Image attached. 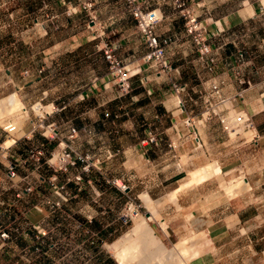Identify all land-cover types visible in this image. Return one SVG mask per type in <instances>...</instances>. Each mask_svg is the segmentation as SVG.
Segmentation results:
<instances>
[{"label":"crops","instance_id":"0c3cea01","mask_svg":"<svg viewBox=\"0 0 264 264\" xmlns=\"http://www.w3.org/2000/svg\"><path fill=\"white\" fill-rule=\"evenodd\" d=\"M141 1L147 8H160L162 18L156 26V32L161 40H166V50L172 49L171 52L175 54L173 69L169 73L153 71L154 68L143 59L147 47L136 26L135 18L126 11L123 0H47L40 4L39 10L45 14L43 20L37 18V23L43 30L42 34H48L51 31L50 23L57 21L56 17L60 15L67 14L66 19L69 22L73 18L83 19V27H85L83 34L86 37L82 43L91 47V51L96 55L91 57L92 60L95 59L91 75L81 80L86 81L85 83L90 86L86 88V99L82 100L83 93L78 99L67 95L58 99V96L48 92V105H52V108L50 111L45 110V116L39 119L41 121L46 119L52 123L58 130V136L50 140L42 137L38 143H44L46 150L50 151L58 145L61 138L67 140L72 147L86 152L90 158L89 162H92L97 169H100L98 163H102L110 156L121 157L123 154V163L127 166L129 174L134 171L133 164L136 161L141 163L143 160L145 164H155L157 159H161L164 163L168 158H172L171 160L179 165L185 154L199 158L201 154H204V148L209 146V142H211V151L216 154L213 148L217 144L216 135L220 134L221 130L225 132L228 125L226 120H222L225 114L223 108L214 109L211 117L208 116L202 120L199 118L201 111L196 102L201 99V89H205L204 95L213 97L215 104L227 99L232 105L237 104L236 108L243 110L246 114L239 118L240 121L249 116L260 133V139L264 141V37L246 28L242 32L244 28H241V35L245 36V40L242 39L243 42L240 43L239 55L242 56L246 74L233 82H230L228 77L220 79L219 82L211 77L215 66L231 58L229 54L231 42L236 44L235 41L224 40L225 35H230L231 31L225 29L221 18L232 20V14L237 13L239 19L246 23L249 14L253 15V13L250 10L248 13V8H241L237 12L227 11L220 16L221 18L214 20L215 27L211 29V0H188L199 19L205 20L207 28L214 33L211 35L213 37H209V41L212 43L211 52L215 53L216 61L212 69H208L205 61L198 58L191 36L185 32L184 20L176 14V9L172 5L162 3L161 0ZM86 3H91V9L85 7ZM241 3L245 5L249 3V0H241ZM91 10L96 15L94 21L89 19ZM250 34H255L257 39L251 42L248 38ZM215 43H217L216 46ZM105 44L114 48L115 54L128 69L136 71L130 79L131 88L125 94L120 92L116 81L107 75V62L102 50ZM97 52L101 53L102 58L99 66L96 64ZM251 53L255 57L253 60ZM189 68L191 72L188 71ZM171 79H178L177 81L183 84L180 92L173 90L170 84ZM65 80L73 79L65 78ZM213 85H216V90ZM74 102L77 103L74 104ZM57 114L62 116L57 119L55 118ZM236 116L233 118L237 119ZM187 117H190L193 123H186ZM200 120L203 123H200ZM71 125L78 129V133L75 137L68 139L66 134ZM150 133L157 134L158 140L150 143L142 141ZM231 133L234 134L235 131ZM30 134L31 138H34V134L36 136L34 128L30 130ZM30 137L28 135V138ZM15 142V145L10 144L4 149V155L11 156V161H6L4 164L6 167L7 164L14 165V175L11 176L8 170L2 172L0 169V188L5 187L7 177L14 181V186L20 187V189L14 187L11 192L0 191V224L12 229H10V237L3 244L0 243V264H53L55 257L52 252L55 242L49 232L47 235H41L40 238H36L37 233L34 237L33 233L32 238H29L23 232L24 227L20 229L13 225L18 226L23 213L39 229L45 230L53 222L52 211L56 210V216H58L65 210H85L86 205L76 209H73L71 205L86 192L82 184L84 179L89 180L86 178L88 172L83 170L86 160H78L76 165L70 166L67 170L54 171L45 163L36 165V162L31 159L24 158L25 150L22 151L18 140ZM90 147L91 150L88 152L86 149ZM104 148L108 149V153H111L109 149H112L113 155L103 154ZM205 160L206 158L201 164L205 163ZM259 160L260 165L256 170L248 172L245 179L249 183L256 181L254 186L257 188L261 185L264 190V144L262 143ZM216 162L219 163V161ZM178 170L165 178V185L174 184L172 190L180 188L179 181L182 179V173L180 169ZM34 172L40 174L38 183H35L31 177ZM77 175L81 176V180L76 178ZM208 179L197 184H204ZM30 181L37 187L31 192H22L21 197H16V191L22 190L28 183L31 184ZM43 184L54 188L62 185L60 192L67 195L68 201L63 202L61 206L46 203V197L43 198L45 195L55 199L60 196L59 191L55 190V194L51 188L48 191L39 190ZM237 188L238 186L234 189L235 192H240ZM249 188H252L251 183ZM94 192L100 193L97 188ZM243 201L245 197L241 193L228 198L223 207L224 209L233 208L232 221L229 222L226 219L223 222L212 221L211 232L225 229V234H229V237L225 238L223 244L229 240L230 242L241 241L251 249V254H258V259L264 263V208L259 209L257 205L247 208L242 204ZM29 202L31 206L28 205ZM259 215L261 219L257 222ZM244 227L247 231L243 234L241 228ZM233 229H237L239 233H230L229 230ZM212 238L216 241L218 236L214 235ZM35 244L42 250L39 252L34 250Z\"/></svg>","mask_w":264,"mask_h":264},{"label":"rangeland","instance_id":"374dc122","mask_svg":"<svg viewBox=\"0 0 264 264\" xmlns=\"http://www.w3.org/2000/svg\"><path fill=\"white\" fill-rule=\"evenodd\" d=\"M44 1L47 2V0H0V100L16 93L28 111L22 125L24 130L22 134L16 132L17 130L9 131L7 125L0 123V169L2 172L8 170V166L6 167L4 163L11 161L10 155H4L6 147L10 144L15 145V140H18L22 151L25 150L24 153H26L29 147L40 142L42 137L45 138V134H50L51 131H48L47 126L49 121L39 119L41 114L44 115V110L50 111L52 108V105H48V92L58 96V99H62L63 95L78 99L83 93V100L87 97L86 88L90 87L85 83L86 81L81 80L91 75L95 60L91 57H95L96 54L86 43H82L86 37L83 34L85 31L83 19L73 18L69 22L66 19L67 14L60 15L56 17L57 21L50 23L51 31L48 34H42L43 30L37 23V18L41 20L45 17L43 11L39 10V6ZM241 8H248L247 11L250 10L253 13L252 16L249 14L246 23L239 19L237 13L232 14V20L220 17L227 11L237 12ZM217 18H221L225 29L231 31L230 35H225L224 40L235 41L236 44L231 42L229 48L231 58L215 66L211 77L217 82L228 77L230 82H233L246 74L242 56L239 55L240 43L245 40V36L241 35V28H244L242 32L246 28L264 37V0H249V3L245 5L241 3V0H211V29L215 27L214 20ZM248 38L252 42L257 39V36L250 34ZM167 50L169 64L174 65L175 54L171 52L172 49L167 48ZM252 54L250 56L253 60L255 57ZM97 58L96 64L99 66L102 59L101 53L97 52ZM188 71L191 72L190 68ZM65 78L73 80H65ZM201 90V99L196 102L199 111L209 107V117H211L212 108L215 110L223 108L225 112L228 129L225 132L221 130L220 134L216 135L217 144L213 146L216 154L211 151V142H209V146L204 148V154H201L199 158L185 154L179 165L173 162L172 158H168L164 163L161 159H157L155 164H145L143 160L141 164L136 161L133 164L134 171L130 174L123 163V154L121 157L110 156L102 163H98L100 169L94 168L90 162L88 169H83L88 172L86 178L89 179H84L82 182L83 190L86 192L71 205L73 209L79 206L83 208L86 205V209L65 210L58 216H56V210L52 211V224L45 230L40 228L42 235H47L49 232L54 239L53 264H120L116 250L109 245L134 228L136 217L147 216L146 213L149 215L150 207L143 198L144 194H148L152 200H155L161 216L168 222L166 229H163L158 219L149 221L167 249L166 253L155 258L150 264H183V260L192 264H264L258 259V254H251V249L241 241L230 242L229 240L223 244L225 238L229 237V234H225V229L211 232L210 227L211 222L215 220L232 221L233 208L224 209L223 205L228 198L240 193L245 197V201L242 202L245 207L257 205L259 209L264 208L262 186L256 188L254 186L256 181H251L250 189V183L245 179L248 172L256 170L260 165L261 143L263 145L264 141L260 138L257 141L250 140L255 131L253 128L245 127L244 120L240 121L239 118L244 116L245 112L237 109V104L232 105L229 99L215 104L213 97L204 95L205 89ZM38 101L42 103L39 106L42 110L41 114L35 111ZM235 115L237 119L233 118ZM61 116L57 114L55 118L59 119ZM9 117V115L6 116L4 121ZM201 120L199 122L203 123ZM33 128L36 136L34 134V138H31L30 130ZM233 130L234 134L231 133ZM225 140L227 141L223 142ZM77 150L80 151V149ZM86 150L90 152L91 147ZM107 150L104 148L102 153L113 155L112 149H109L111 153ZM205 158L206 162L201 164ZM214 160L219 161L218 164L223 168L218 176H212L204 184H191L186 189L185 187L180 189L182 183L189 180L193 171L209 163L215 164ZM178 169L182 173V179L179 181L180 190L176 193L177 204L170 198L177 188L172 190L174 184L165 185V178L175 174L179 171ZM39 175L37 172L31 175L35 183L39 182ZM5 182V187L0 188L2 192H11L14 187L20 189L14 186V181L8 177ZM30 182L34 190L37 185ZM237 186L240 192H235L234 189ZM50 188L56 194V188L51 185L49 187L48 184H43L39 190L48 191ZM95 188L100 191L99 194L94 192ZM16 197L21 196L16 195ZM43 198L46 203L54 206H61L63 202L68 201V199H55L47 195ZM56 201L58 204L55 203ZM28 205L31 206L30 202ZM226 215L228 216L224 217ZM22 216L18 226L13 225V227H20V229L27 227L29 229L27 236L32 238L34 233L35 237L37 232L32 227L33 223L23 213ZM260 216H257V222L261 219ZM246 231L245 227L241 228V233L244 234ZM229 232L239 233L237 229L229 230ZM19 233H21L20 230ZM214 235L218 236L216 241L212 238ZM179 246L184 249L186 254H183L184 257L177 253L176 248ZM137 261L131 260L129 264H139Z\"/></svg>","mask_w":264,"mask_h":264},{"label":"built area","instance_id":"2783aa9c","mask_svg":"<svg viewBox=\"0 0 264 264\" xmlns=\"http://www.w3.org/2000/svg\"><path fill=\"white\" fill-rule=\"evenodd\" d=\"M162 3L172 5L178 13L184 19L185 32L191 36V41L196 51L198 52V58L205 61L206 67L212 69L216 61V55L212 51V45L209 41V37L214 35L211 30L207 28L206 21L199 19L198 14L194 12L193 7L189 5L188 0H161ZM124 7L136 20V26L141 34L144 44L147 47L146 53L143 55V59L148 61L150 66L157 71H163L169 73L173 69L172 65L169 64L168 55L166 54V40H161L156 32V26L162 18L160 8H147L145 3L141 0H123ZM85 7L91 9V3H86ZM158 11V12H157ZM96 15L93 11H89V19L94 21ZM104 58L107 62V75L113 78L121 93H127L131 88V77L136 73V71H131L126 67V64L115 54L114 48L111 45L105 44L102 48ZM171 86L174 91L180 92L183 88V84L175 79H171ZM216 90V85H213ZM41 106V102H37ZM214 111V109H211ZM46 114V113H45ZM44 114V115H45ZM41 115L40 117H43ZM210 115L209 107L206 110L201 111L199 118L206 119ZM225 120V117L222 118ZM186 123H193L190 117L185 119ZM244 125L248 128L254 129V135L250 140L257 141L261 136L256 130V126L253 120L246 116L244 118ZM50 134H46L48 140L58 136V130L52 123L47 124ZM13 127V126H12ZM13 129V128H11ZM9 129V130H11ZM78 129L71 125L68 128L66 138L70 139L77 135ZM196 138L198 139L197 135ZM158 136L155 133H150L142 141L146 143L156 142ZM24 158H30L32 161L36 162V165L45 163L54 171L66 170L69 166L76 165L78 160H86L83 168L88 169L89 167V155L87 153H81L76 148L72 147L67 140L60 139L58 145L47 152L44 143H35L33 146L29 147L24 153ZM8 172L12 176L15 173L14 165H8ZM55 177V176H54ZM80 175L76 178L80 179ZM116 183V182H115ZM117 184V183H116ZM120 187L119 184H117ZM124 186V185H123ZM58 195L61 199H67V195L61 193L62 185L55 187ZM32 190V185L28 183L22 190H17L16 195H21L22 192H29ZM55 203L58 204V201ZM32 227L36 229V238H40L42 233L37 225L32 224ZM31 229V227H30ZM23 232L28 234L29 229L24 227ZM10 237V230L5 226L0 224V243L3 244ZM34 250L37 252L41 251L39 245H34Z\"/></svg>","mask_w":264,"mask_h":264},{"label":"bare ground","instance_id":"6f19581e","mask_svg":"<svg viewBox=\"0 0 264 264\" xmlns=\"http://www.w3.org/2000/svg\"><path fill=\"white\" fill-rule=\"evenodd\" d=\"M35 111L39 114L42 113L39 104L35 106ZM27 113L28 111L26 107L16 93L0 100V123L7 125L8 129L13 128L9 131L17 130L16 132L22 134L24 132L22 125L26 119ZM8 115L10 117L4 121L5 117ZM221 171L222 168L218 162L213 165L212 163L205 165L193 171L189 180L182 183L183 185L180 189L184 187V189H186V187L191 184L201 183L203 180L211 178L212 176L219 174ZM180 189L174 191L170 196L171 199L175 200V203H177L176 193ZM143 198L150 207L149 215L147 214L148 217L146 215L136 217L134 228L113 244L109 245L111 248L116 250V256L120 264H129L131 260H138L137 262H139V264H150V262H154L153 260H155V258L160 257L163 253H166L167 249L164 242L156 234L149 221L152 219H158L160 224H162L163 229H166L168 222L161 216L155 200H152L148 194H144ZM177 244L176 246H178ZM176 249L177 253H179L182 257H184L183 254L186 255L183 247L181 248L179 246ZM182 257H180V259ZM183 264L192 263H189L187 260H183Z\"/></svg>","mask_w":264,"mask_h":264},{"label":"clouds","instance_id":"9594fccd","mask_svg":"<svg viewBox=\"0 0 264 264\" xmlns=\"http://www.w3.org/2000/svg\"><path fill=\"white\" fill-rule=\"evenodd\" d=\"M157 12H158V11H157ZM129 70H130V69H129ZM41 104H42V103H41ZM212 112H213V111H212ZM45 113H46V112H45V110H44V114H45ZM44 116H45V115H44ZM44 116H43V117H44ZM48 131H49V130H48ZM45 135H46V134H45ZM45 135H44V136H45ZM45 139H47L46 136H45ZM8 165H9V164H8ZM6 228H7V227H6ZM9 230H10V229H9Z\"/></svg>","mask_w":264,"mask_h":264},{"label":"water","instance_id":"95a60500","mask_svg":"<svg viewBox=\"0 0 264 264\" xmlns=\"http://www.w3.org/2000/svg\"><path fill=\"white\" fill-rule=\"evenodd\" d=\"M146 214H148V213H146Z\"/></svg>","mask_w":264,"mask_h":264}]
</instances>
